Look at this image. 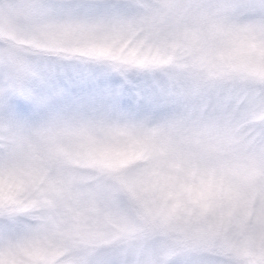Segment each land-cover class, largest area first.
Listing matches in <instances>:
<instances>
[{"label": "snow or ice", "instance_id": "snow-or-ice-1", "mask_svg": "<svg viewBox=\"0 0 264 264\" xmlns=\"http://www.w3.org/2000/svg\"><path fill=\"white\" fill-rule=\"evenodd\" d=\"M0 264H264V0H0Z\"/></svg>", "mask_w": 264, "mask_h": 264}]
</instances>
